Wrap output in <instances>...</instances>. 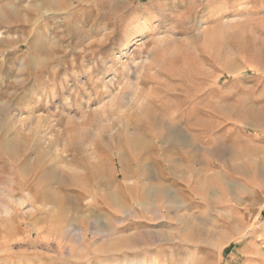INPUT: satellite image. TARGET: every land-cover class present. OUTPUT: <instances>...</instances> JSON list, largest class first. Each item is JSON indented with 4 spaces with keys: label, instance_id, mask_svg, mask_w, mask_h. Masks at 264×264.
Returning a JSON list of instances; mask_svg holds the SVG:
<instances>
[{
    "label": "rangeland",
    "instance_id": "obj_1",
    "mask_svg": "<svg viewBox=\"0 0 264 264\" xmlns=\"http://www.w3.org/2000/svg\"><path fill=\"white\" fill-rule=\"evenodd\" d=\"M226 119L264 136V0H0V264H264V149L178 155Z\"/></svg>",
    "mask_w": 264,
    "mask_h": 264
},
{
    "label": "crops",
    "instance_id": "obj_2",
    "mask_svg": "<svg viewBox=\"0 0 264 264\" xmlns=\"http://www.w3.org/2000/svg\"><path fill=\"white\" fill-rule=\"evenodd\" d=\"M250 110L256 111V113L261 110L262 108H259L258 106H255L254 104L250 105ZM220 118V117H219ZM220 120V119H219ZM226 119L224 122L227 124L225 130H220L218 132H213L210 134L205 132L203 140L196 141L195 144L198 148V152L194 154H187L184 155V153L181 151L180 154H178L181 158H185L187 161H191L194 163V166L200 165V166H210V165H221L218 161H212L216 158V154H213L212 152L218 151L223 152L222 156L224 158L223 165H240L241 163L238 161L240 159H253V155L249 154L248 151L250 149L252 150H261L264 149V136H259L256 132H248V125L245 123L239 122L238 120H230ZM219 133V134H218ZM199 134V135H202ZM221 134V137H219ZM180 138H187V137H181ZM189 143L191 139L188 137ZM188 143V144H189ZM194 145V144H193ZM242 156V158L240 157ZM203 156V157H202ZM245 156V157H243ZM257 161V160H256ZM256 161H252L248 163L254 164ZM261 163V162H260ZM200 172V171H199ZM209 182V181H208ZM208 184V183H207ZM206 184V186H201L197 181L196 183V190L192 189L193 198H196L198 196L202 197L201 201L198 202V204L195 201V205L199 207V205L202 207V210L199 211L200 213H207V208L209 207V186ZM195 188V187H194ZM204 188V190L202 189ZM200 190V191H198ZM207 197V200L204 201V198ZM208 202V203H207Z\"/></svg>",
    "mask_w": 264,
    "mask_h": 264
},
{
    "label": "bare ground",
    "instance_id": "obj_3",
    "mask_svg": "<svg viewBox=\"0 0 264 264\" xmlns=\"http://www.w3.org/2000/svg\"><path fill=\"white\" fill-rule=\"evenodd\" d=\"M47 13V12H46ZM136 26V25H135ZM139 27V26H138ZM132 29V28H131ZM113 95V94H112ZM117 95V94H116ZM114 99V98H113ZM114 103H115V101H114ZM112 104V103H111ZM104 107V106H103ZM106 107V106H105ZM6 118V117H5ZM107 128V127H106ZM184 140H186V142H187V144L189 143V140L188 139H184ZM146 197V196H145Z\"/></svg>",
    "mask_w": 264,
    "mask_h": 264
},
{
    "label": "trees",
    "instance_id": "obj_4",
    "mask_svg": "<svg viewBox=\"0 0 264 264\" xmlns=\"http://www.w3.org/2000/svg\"><path fill=\"white\" fill-rule=\"evenodd\" d=\"M229 249H225V252H227Z\"/></svg>",
    "mask_w": 264,
    "mask_h": 264
}]
</instances>
